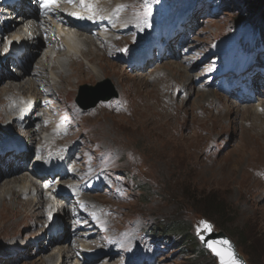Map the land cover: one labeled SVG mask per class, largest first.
<instances>
[{"label": "rangeland", "instance_id": "374dc122", "mask_svg": "<svg viewBox=\"0 0 264 264\" xmlns=\"http://www.w3.org/2000/svg\"><path fill=\"white\" fill-rule=\"evenodd\" d=\"M120 1L143 12L137 17L139 28L127 26L136 21V9L122 21L131 36L108 32L91 37L76 30L88 40H108L104 46L116 47L117 56L105 57L92 45L94 65L85 64L80 57L73 63L62 60L63 68L55 61L57 77L41 73L44 82L33 76L37 94L6 92V82H24L29 77L13 74L18 66L6 57L9 49L0 50V76L6 75L0 77V149L5 148L4 139L13 138L43 157L72 149L74 156L65 157L76 164L72 170L76 177L70 179L76 182L81 176L85 182L87 177L96 176L92 184L83 185L84 189L92 188L81 196L82 211L101 221L103 228L101 232L93 229L98 237L92 239L79 238L77 231L78 242L75 237L67 241L68 236L47 240L45 235L52 237V232H46L48 223L55 216L70 223L74 204L59 211L58 198L51 199L48 192L44 198L50 200L48 210L22 203L16 190H11L14 184L10 187L5 183L25 177L34 192L39 191L40 183L27 174L26 164L15 171L11 154L3 150L0 264H217V258L202 248L196 237L201 221L228 236L248 264H264V103L237 102L224 91L235 81L229 68L241 65L240 58L248 59L244 50H250V34L262 28L257 25L261 15L247 11L237 0H112L108 6ZM214 7L218 10L212 12ZM4 9L0 2V34L6 23L17 25L14 17L4 15ZM177 12L191 19L177 58L128 69L120 50L140 48L136 44L144 37L141 35L150 37L154 27ZM7 39L0 35L5 49ZM49 39L32 51V64L50 53ZM144 46L141 51L146 50ZM88 66L95 68L94 74H81L88 72ZM74 73L80 75L72 77ZM66 76L67 85L60 83ZM105 80L117 97L100 101L92 109L80 106L111 94ZM100 82L103 84L97 90H80ZM29 96L36 102L41 96L42 107L35 105L36 113L31 111L26 125L20 127L17 121ZM27 197L39 199L36 194ZM49 217L53 221L49 222ZM172 221L188 234L181 237L179 232L162 231ZM84 232L81 229L80 233ZM59 250H67L66 257L47 262ZM82 250L104 251L110 260L101 257L100 262L98 258L79 263L76 253L81 256Z\"/></svg>", "mask_w": 264, "mask_h": 264}, {"label": "bare ground", "instance_id": "6f19581e", "mask_svg": "<svg viewBox=\"0 0 264 264\" xmlns=\"http://www.w3.org/2000/svg\"><path fill=\"white\" fill-rule=\"evenodd\" d=\"M95 1H98V3L101 5L107 6L112 0H95ZM105 1H107L106 4H105ZM31 9H33L34 11H32L30 15H28ZM14 12L12 13L9 10H7V11L5 10L4 15L7 14L6 17L10 16L9 18H11V19L14 17L16 22H17V25L15 26L11 23V25L8 26V23L5 24V26L3 27V30L1 31L2 33L0 35H5V37L8 38L7 41H5V44L7 46L5 49L4 48L5 46L2 47L0 45V50H1V52H3V51L7 52V50L9 49V51L7 52L8 55L6 57H10L11 61H12L11 63L16 64L18 66V68L16 67V69L13 70V74H18L20 76H23L24 74H28L27 76L29 77V79L25 80L24 82L22 80H20V81H11L10 80V81L6 82L5 83V88H7V89H5L6 92L10 91L11 93H13L17 90H23V91H25L24 93L29 92V93L37 94L35 91L36 83L34 84L32 82V80L34 79L33 76L39 78L40 81L42 80V81L46 82L45 77L43 76V74L41 75V73L49 74L50 77H53L56 74L58 75V73H55L56 68L52 64L55 61L59 62L60 67L63 68L64 67L63 65H65V64L63 62H61L62 60L69 59L73 63L74 61L75 62L78 61V59L80 57V58L84 59L83 62L85 64L94 65L93 60H94L95 55L91 51L92 49H90V47L92 45H95V48L97 50L102 51L105 57L115 58L117 56L116 55L117 54L116 53L117 52L116 47L111 45L110 47L106 48V45L104 46V44L106 42H108V40L104 41V38H101L99 41H97L96 39H90V38L88 40L87 36H84L83 34L78 33V31H76V29L73 30L72 28H64V27L55 28L53 26V24L47 23V26H48L47 28L51 29L49 31L52 32V38L54 37L53 41H51V39H49L50 44H52L54 46V51L51 50L53 46L50 45V51L47 52V53H49V52L50 53L47 55H43L41 57H37L35 63L32 64L31 63L32 59H34V55H33L32 51L35 50L36 48L38 50V47H41L42 45L44 46L46 38L44 39L42 34H44L45 32L40 30V28L38 27L39 26L38 24H34L32 22V20L37 18L38 14H37V10L34 9L33 4L30 3L29 1L23 0L19 5L18 10L14 11ZM94 13L96 14L99 12L96 9L94 11ZM125 18H126L125 15L119 14V18L117 20L116 27L119 28V31L125 29V31H123V32L120 31L121 34L129 35V34H127L130 32L129 28H127L126 25L122 23V21ZM43 23L45 24V22H43ZM23 24H25V26ZM81 31L85 32L84 30H81ZM106 33H108V32L105 31V33H103V34H106ZM22 34H26L28 37L27 38L22 37ZM56 38H57V40L55 41ZM142 43L144 44V39L142 40ZM142 43L139 44L140 48H137V49H140V51L143 49ZM37 50H35V51H37ZM19 51L24 52L22 57H18ZM60 53H63L64 55L58 56ZM15 58H17V59H15ZM20 65H22L21 66L23 68L22 70L20 69ZM30 65L32 66L31 69H30ZM36 67L38 70L35 69ZM87 70H88V72L83 71V73H81V74H91V73L94 74L95 68H91V67L89 68V66H88ZM30 72H34V74H31L32 77L30 75ZM38 73H40V74H38ZM57 75H56V77H57ZM78 75H80V73L79 74L74 73V75H71V76L73 77V76H78ZM40 76H42V77L40 78ZM0 77H6V75L2 74ZM67 77H69V76L62 78L60 83L67 85V82H68ZM34 101L35 100L32 96L28 97L27 102L25 101L26 103L24 104V106L26 107V110H25V112H23V114L20 113L21 116L24 114L26 115V113L29 114L31 112V107H32L31 105L33 104ZM263 109H264V107H263ZM14 157L20 158V157H22V155H18V156H14ZM19 167H20V165L19 166L17 165V167H15V170H17ZM9 172H11V170H9ZM5 184H9L10 187H11V185L14 184V186L11 187V190L12 189L16 190V194H17L16 197L19 200H23V201H21L22 203H26V205H28V206L29 205L32 206L34 203L39 208L43 209V211H44V209L45 210L50 209V206L48 205L50 200L44 199L47 197V192H48V194H50V189L45 190L43 188V186H39V188H40V189H38L39 191L34 192L31 189V185L28 183V181H27V179H25V177L11 178L10 183L8 182ZM9 186H6L5 188H7ZM5 188L3 190L4 194H6V192H7V191H5ZM55 188H56V186L53 187V189H55ZM57 191H59V190H57ZM57 191H55V192L58 195H61V193H58ZM70 192L74 193L71 190H70ZM30 194L38 195L39 199L36 201L32 200L30 197H27ZM21 197H25V198L21 199ZM51 197H52V195H50V198ZM56 198H58V197H56ZM61 204H62L61 207L58 204L56 205L57 207L59 206V211H60V209H61V211H63L64 206L66 207V205L64 203H61ZM48 213H52V212L49 211ZM55 217L56 218L54 219V221L52 218L49 217V220H50L49 222H51V220L53 222H51L50 224L48 223V227L46 229L47 233L50 232V229H52V228H56L55 230L58 231L62 228L63 224H66V219H64V217H61V216H59V217L55 216ZM62 229L65 230V228H62ZM67 232H68V230H67ZM67 232L64 236H68ZM47 233H45V234H47ZM44 237L47 240L50 239V236H48V235H45ZM52 239L60 241L61 238H55L54 237ZM69 249H72V248H68V250ZM65 253H67V250H65L64 252L59 250L57 252V254H55V256H50L47 259V262L54 261V260H57V261L62 260L63 258L66 257ZM98 261L100 262V259Z\"/></svg>", "mask_w": 264, "mask_h": 264}, {"label": "water", "instance_id": "95a60500", "mask_svg": "<svg viewBox=\"0 0 264 264\" xmlns=\"http://www.w3.org/2000/svg\"><path fill=\"white\" fill-rule=\"evenodd\" d=\"M103 83H106L109 85L110 87V90H111V94L109 93L108 95L106 96H103V97H98L96 100H94L90 105H87V106H84V105H81V103H79L80 106H82L84 109H92L94 108L98 102L100 101H108L110 100L111 98H115L117 97V93L116 91L113 89V87L110 85L109 81L108 80H105ZM103 83H97L96 87H89V86H82L80 88V90H97L99 86H101ZM209 224V222H207ZM211 225V224H209ZM201 235L203 236V242L200 238V236L197 235V231H196V236L197 238L199 239L200 241V244L202 245V247L206 248L207 250H209L214 256L217 257V260H218V264H220V260H219V257L217 255H215L211 250L210 248L207 246L208 243H211L212 241H217V242H220V241H229L230 242V247H231V250L232 252L234 253L235 255V258L237 259V261L239 262V264H248L244 258L238 253L237 249H236V245L235 243L228 237L226 236L224 233L222 232H216L213 230V226L211 225V231H204L202 230L201 231ZM218 248H221V250L223 248H226L228 246H221V245H216Z\"/></svg>", "mask_w": 264, "mask_h": 264}, {"label": "snow or ice", "instance_id": "6c2138e0", "mask_svg": "<svg viewBox=\"0 0 264 264\" xmlns=\"http://www.w3.org/2000/svg\"><path fill=\"white\" fill-rule=\"evenodd\" d=\"M56 0H41V6L44 8H48L51 4H54ZM211 231V225H209L206 221H201L200 224L197 227V235L200 236L202 242H203V236L201 235V231ZM221 246H228L226 248H218L216 245ZM207 246L210 248V250L219 257L220 264H239L237 259L235 258L234 253L231 250L230 242L229 241H212L211 243H208Z\"/></svg>", "mask_w": 264, "mask_h": 264}, {"label": "trees", "instance_id": "16d2710c", "mask_svg": "<svg viewBox=\"0 0 264 264\" xmlns=\"http://www.w3.org/2000/svg\"><path fill=\"white\" fill-rule=\"evenodd\" d=\"M241 2V5H243L245 7V9L248 11L250 10L251 12H256V14H260L261 15V19L259 20V23L257 24L258 26H262V28L264 29V0H237ZM257 30H261L258 29ZM165 233L167 232H179L181 233V237L188 234L187 230H184L182 228V226L179 225V223L177 224L176 221H172L170 224H166L164 226Z\"/></svg>", "mask_w": 264, "mask_h": 264}]
</instances>
